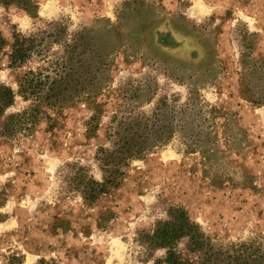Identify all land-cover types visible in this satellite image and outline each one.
Returning a JSON list of instances; mask_svg holds the SVG:
<instances>
[{
    "label": "rangeland",
    "instance_id": "obj_1",
    "mask_svg": "<svg viewBox=\"0 0 264 264\" xmlns=\"http://www.w3.org/2000/svg\"><path fill=\"white\" fill-rule=\"evenodd\" d=\"M3 86L0 264L264 256V0H0Z\"/></svg>",
    "mask_w": 264,
    "mask_h": 264
},
{
    "label": "trees",
    "instance_id": "obj_2",
    "mask_svg": "<svg viewBox=\"0 0 264 264\" xmlns=\"http://www.w3.org/2000/svg\"><path fill=\"white\" fill-rule=\"evenodd\" d=\"M27 50L28 48L19 43L18 40L13 41L9 54L10 62L18 64L24 61L28 56ZM32 92H34V89ZM13 96L14 92L9 87H0V111L12 103ZM183 237H187L188 246L191 251H202L203 240L197 225L190 222L183 212H179L173 215V217L171 216L169 220L158 223L148 241H145V245L149 249H155L156 247L165 248L166 255L163 259L165 264H183L180 254L173 250L175 242ZM252 254L253 257H251ZM254 254L251 253L245 256L236 255L223 264H264V256L262 254ZM210 260L211 256L208 255L200 264H211Z\"/></svg>",
    "mask_w": 264,
    "mask_h": 264
}]
</instances>
